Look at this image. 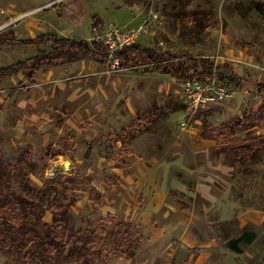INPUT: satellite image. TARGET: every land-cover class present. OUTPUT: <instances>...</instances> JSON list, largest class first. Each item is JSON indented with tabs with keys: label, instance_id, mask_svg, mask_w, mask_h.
Instances as JSON below:
<instances>
[{
	"label": "rangeland",
	"instance_id": "obj_1",
	"mask_svg": "<svg viewBox=\"0 0 264 264\" xmlns=\"http://www.w3.org/2000/svg\"><path fill=\"white\" fill-rule=\"evenodd\" d=\"M57 1L75 10H56ZM97 19L123 28L146 19L138 44L203 54L233 67L242 86L195 111L176 79L110 71L91 57L43 66L29 92L11 97L23 73L0 78V162L33 163L29 177L40 187L70 176L74 235L110 230L100 220L109 213L125 222L133 241L89 264H264V97L256 88L264 0H0V33L22 38L49 32L92 43ZM43 48L51 45L1 46L0 67Z\"/></svg>",
	"mask_w": 264,
	"mask_h": 264
},
{
	"label": "trees",
	"instance_id": "obj_2",
	"mask_svg": "<svg viewBox=\"0 0 264 264\" xmlns=\"http://www.w3.org/2000/svg\"><path fill=\"white\" fill-rule=\"evenodd\" d=\"M62 5L65 12L75 10L61 2L55 7ZM94 27L101 28L102 22L97 19ZM4 45L39 48L51 45V50L43 48L32 57L0 67V78L23 71V82L29 84L35 82L38 70L45 65L67 64L86 57L106 62L104 46L98 42L90 43L85 38L49 32L22 38L9 29L0 33V47ZM119 56L122 68L143 69L146 73L171 77L179 82L190 79L204 81L217 76L227 85L242 86L241 78L233 67L217 64L203 54L158 51L135 43L122 49ZM256 88L264 97V82L256 83ZM18 91L19 88H15L8 94L11 96ZM91 146L89 143L87 155ZM27 165L30 168L15 159L0 162V251L14 264H89L100 258L103 252L112 253L133 241L128 229H123L125 222L118 220L114 213L100 218L111 225L110 230L105 225H97L79 228L74 235L69 224L77 198L75 188L65 180L70 176L62 175L64 184L61 180H53L40 187L29 177L35 165ZM69 189L71 199L68 200ZM92 189L97 191L96 187ZM47 212L52 213L50 220L44 219Z\"/></svg>",
	"mask_w": 264,
	"mask_h": 264
},
{
	"label": "built area",
	"instance_id": "obj_3",
	"mask_svg": "<svg viewBox=\"0 0 264 264\" xmlns=\"http://www.w3.org/2000/svg\"><path fill=\"white\" fill-rule=\"evenodd\" d=\"M146 22V19L143 21ZM144 23L137 28H123L112 23L96 29L93 42L101 43L105 48L106 62L110 71L123 69L119 52L125 47L137 43L144 30ZM183 102L192 110H197L209 103H222L233 98L238 89L230 86L213 76L207 80L190 79L179 83ZM187 122L183 121L182 126Z\"/></svg>",
	"mask_w": 264,
	"mask_h": 264
},
{
	"label": "crops",
	"instance_id": "obj_4",
	"mask_svg": "<svg viewBox=\"0 0 264 264\" xmlns=\"http://www.w3.org/2000/svg\"><path fill=\"white\" fill-rule=\"evenodd\" d=\"M32 37H34V36H32ZM28 46H31V45H28ZM33 47V46H32ZM94 61H97V62H99V63H102L103 64V62H101V61H99V60H97V59H94ZM77 62V61H76ZM76 62H72V63H67V64H60V65H53L54 67L55 66H68V65H72V64H74V63H76ZM51 65V64H50ZM50 65H45V66H50ZM2 67V66H1ZM43 67V66H42ZM41 67V68H42ZM40 68V69H41ZM39 69V70H40ZM39 70H38V72H39ZM38 72H37V74H38ZM22 73H23V71H22ZM19 74V73H18ZM17 74V75H18ZM24 75V74H23ZM12 76H14V75H12ZM8 77H10V76H8ZM3 78H5V77H3ZM24 78V77H23ZM37 75H36V77H35V82L34 83H31V84H29V83H27V82H23L22 81V83H20L19 85H17L16 87H13V88H10L9 90H8V93H9V91L10 90H12V89H15V88H19V91L18 92H15V94H13V95H16V94H18L19 92H21L22 90H25V91H30V89H31V86L32 85H34V84H36L37 83ZM13 95H11V96H13ZM8 96H10L9 94H8ZM10 96V97H11ZM0 106H2V105H0ZM219 167L222 169H224L225 168V166L223 165V164H220L219 165ZM159 192H161V191H159ZM203 192L205 193V194H209V190L208 189H206V188H204L203 189ZM160 194V193H159ZM155 204V201L154 200H151L150 201V203L148 204V206L146 207V209L144 210V215H149V214H151L152 213V211H153V208H154V205ZM0 264H13L9 259H6L2 254H0Z\"/></svg>",
	"mask_w": 264,
	"mask_h": 264
},
{
	"label": "flooded vegetation",
	"instance_id": "obj_5",
	"mask_svg": "<svg viewBox=\"0 0 264 264\" xmlns=\"http://www.w3.org/2000/svg\"><path fill=\"white\" fill-rule=\"evenodd\" d=\"M58 4V1L53 5V7H55V5H57ZM58 8H56V10H57Z\"/></svg>",
	"mask_w": 264,
	"mask_h": 264
}]
</instances>
